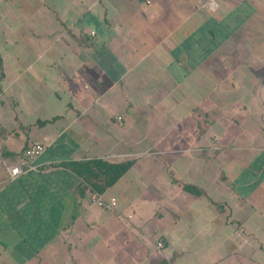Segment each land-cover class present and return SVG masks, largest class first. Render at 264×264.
<instances>
[{"label": "crops", "instance_id": "crops-1", "mask_svg": "<svg viewBox=\"0 0 264 264\" xmlns=\"http://www.w3.org/2000/svg\"><path fill=\"white\" fill-rule=\"evenodd\" d=\"M262 1L0 0V264H264Z\"/></svg>", "mask_w": 264, "mask_h": 264}, {"label": "trees", "instance_id": "trees-1", "mask_svg": "<svg viewBox=\"0 0 264 264\" xmlns=\"http://www.w3.org/2000/svg\"><path fill=\"white\" fill-rule=\"evenodd\" d=\"M64 163L90 186L91 192L102 193L130 167L132 161L110 162L95 157L86 160H69ZM184 188L197 192L192 185H184Z\"/></svg>", "mask_w": 264, "mask_h": 264}, {"label": "built area", "instance_id": "built-area-1", "mask_svg": "<svg viewBox=\"0 0 264 264\" xmlns=\"http://www.w3.org/2000/svg\"><path fill=\"white\" fill-rule=\"evenodd\" d=\"M91 33H93V31H91ZM43 149L44 146L40 142H28L17 160L8 166L10 176L15 177L20 174L24 166L27 167V169L32 168L33 166L29 163L30 159L39 155ZM91 198L98 206L106 209H112L116 204L113 198L106 199L97 192H92ZM157 246L160 247L161 243L158 242Z\"/></svg>", "mask_w": 264, "mask_h": 264}, {"label": "rangeland", "instance_id": "rangeland-1", "mask_svg": "<svg viewBox=\"0 0 264 264\" xmlns=\"http://www.w3.org/2000/svg\"><path fill=\"white\" fill-rule=\"evenodd\" d=\"M262 2H264V0H263ZM260 16H263V17H264V14H263V13H260ZM250 22H252V21L250 20ZM254 28H256V27H254V26L251 27V26H249V25L247 24V27H246L247 30H251V29L254 30Z\"/></svg>", "mask_w": 264, "mask_h": 264}]
</instances>
